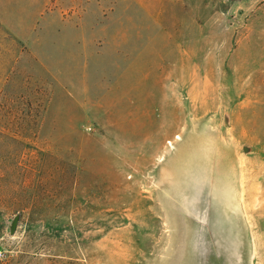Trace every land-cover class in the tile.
Listing matches in <instances>:
<instances>
[{
  "label": "rangeland",
  "instance_id": "1",
  "mask_svg": "<svg viewBox=\"0 0 264 264\" xmlns=\"http://www.w3.org/2000/svg\"><path fill=\"white\" fill-rule=\"evenodd\" d=\"M64 4L77 99L0 96V264H264V0Z\"/></svg>",
  "mask_w": 264,
  "mask_h": 264
},
{
  "label": "crops",
  "instance_id": "2",
  "mask_svg": "<svg viewBox=\"0 0 264 264\" xmlns=\"http://www.w3.org/2000/svg\"><path fill=\"white\" fill-rule=\"evenodd\" d=\"M70 1L77 5L80 0ZM68 5L64 0H0V96L31 78L39 83L48 79L55 98L68 90L77 99L73 62L79 30L64 11Z\"/></svg>",
  "mask_w": 264,
  "mask_h": 264
},
{
  "label": "water",
  "instance_id": "3",
  "mask_svg": "<svg viewBox=\"0 0 264 264\" xmlns=\"http://www.w3.org/2000/svg\"><path fill=\"white\" fill-rule=\"evenodd\" d=\"M16 219H17V218H16ZM16 219H15V221H14L13 225H12L11 232H14L15 225H16Z\"/></svg>",
  "mask_w": 264,
  "mask_h": 264
},
{
  "label": "built area",
  "instance_id": "4",
  "mask_svg": "<svg viewBox=\"0 0 264 264\" xmlns=\"http://www.w3.org/2000/svg\"><path fill=\"white\" fill-rule=\"evenodd\" d=\"M3 259V254H2V252L0 251V260H2Z\"/></svg>",
  "mask_w": 264,
  "mask_h": 264
}]
</instances>
